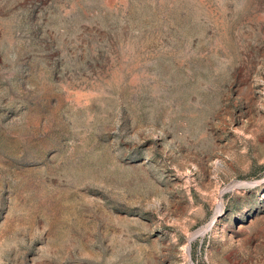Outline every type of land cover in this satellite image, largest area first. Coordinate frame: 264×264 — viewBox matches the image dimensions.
I'll list each match as a JSON object with an SVG mask.
<instances>
[{"label": "rangeland", "instance_id": "374dc122", "mask_svg": "<svg viewBox=\"0 0 264 264\" xmlns=\"http://www.w3.org/2000/svg\"><path fill=\"white\" fill-rule=\"evenodd\" d=\"M0 264H264V0H0Z\"/></svg>", "mask_w": 264, "mask_h": 264}]
</instances>
